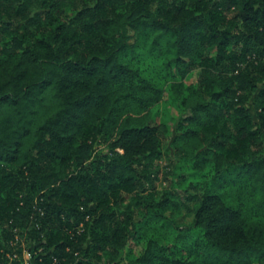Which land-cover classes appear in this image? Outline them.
Returning <instances> with one entry per match:
<instances>
[{
	"label": "trees",
	"instance_id": "16d2710c",
	"mask_svg": "<svg viewBox=\"0 0 264 264\" xmlns=\"http://www.w3.org/2000/svg\"><path fill=\"white\" fill-rule=\"evenodd\" d=\"M0 264H264V0H0Z\"/></svg>",
	"mask_w": 264,
	"mask_h": 264
},
{
	"label": "rangeland",
	"instance_id": "374dc122",
	"mask_svg": "<svg viewBox=\"0 0 264 264\" xmlns=\"http://www.w3.org/2000/svg\"><path fill=\"white\" fill-rule=\"evenodd\" d=\"M196 80L197 71L189 73L187 77L183 79L186 86L195 84ZM152 112L161 125L162 130L165 132V136L163 138V157L157 160L156 163L158 166L157 169L159 170L156 177V187H149V190L146 192L148 194L153 192V194H156V192L174 189L175 183L178 180L175 175L176 172L190 169L187 163L177 161L173 154L172 140L178 131L177 123L185 111L181 107L179 100L175 99L169 88L165 91L164 99L153 108ZM191 219L192 215L189 211H185L181 217V220L184 221H190ZM28 256L29 255L26 254V257Z\"/></svg>",
	"mask_w": 264,
	"mask_h": 264
},
{
	"label": "built area",
	"instance_id": "2783aa9c",
	"mask_svg": "<svg viewBox=\"0 0 264 264\" xmlns=\"http://www.w3.org/2000/svg\"><path fill=\"white\" fill-rule=\"evenodd\" d=\"M29 255V254H28ZM17 256V255H14V257Z\"/></svg>",
	"mask_w": 264,
	"mask_h": 264
}]
</instances>
